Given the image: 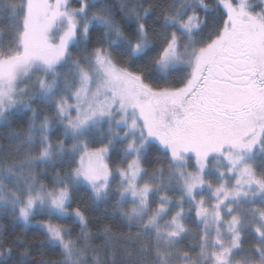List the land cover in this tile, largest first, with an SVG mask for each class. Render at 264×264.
Segmentation results:
<instances>
[{
	"label": "snow or ice",
	"instance_id": "obj_1",
	"mask_svg": "<svg viewBox=\"0 0 264 264\" xmlns=\"http://www.w3.org/2000/svg\"><path fill=\"white\" fill-rule=\"evenodd\" d=\"M0 23V218L23 248L0 225V264H264V0H3Z\"/></svg>",
	"mask_w": 264,
	"mask_h": 264
},
{
	"label": "trees",
	"instance_id": "obj_2",
	"mask_svg": "<svg viewBox=\"0 0 264 264\" xmlns=\"http://www.w3.org/2000/svg\"><path fill=\"white\" fill-rule=\"evenodd\" d=\"M3 0H0V3H2ZM121 2V0H109V3L113 4V6L115 8L119 7V3ZM129 2H136V0H129ZM143 5L144 6H148L150 3H156L158 5H164L167 2H169V0H142ZM75 6V5H74ZM258 10V9H257ZM158 14V10L157 12H154V15ZM117 18L119 19V14L117 16ZM0 27H4L3 23H0ZM0 147L4 150L7 151L10 148V144L9 141L5 138V132L3 129H0ZM157 155V153H153V156ZM118 158L113 157L111 163L114 165L117 162ZM59 167V166H58ZM55 172V169H49L48 171V176L45 178L46 181H50L51 179H53V173ZM103 207V206H101ZM90 220L91 223L89 225L90 230L92 232H96L98 230V228L105 223H110L111 219L109 217H107L103 212H101L99 209L95 210L94 212L91 213L90 215ZM0 225L4 226L5 231L3 232V238L9 242L7 246H12L14 247V257L13 259L18 261L20 259L19 257V252L23 250L22 246L20 245H11L10 241H11V237L14 236L15 234L19 233L21 231V225H13L10 222V218L4 217V218H0ZM189 227L195 231V225L194 224H189ZM79 231V226L76 225L75 227H73V233L75 234L76 232ZM123 231H127L126 228L123 229ZM134 231V229H133ZM42 233L36 229V228H31L30 230L27 231V235L25 237L26 241L29 240H33L34 238L41 236ZM189 241H185L184 242V246H185V250H188L186 248V245ZM103 243V238H95L93 239L90 244L93 246H97V245H101ZM256 243V240L254 237H251L249 239H247L245 241V249H248L249 247H251L253 244ZM53 260V259H60L59 256V249L56 250H51L47 247L45 248H40L38 245L33 246L30 249V254L28 256V260L31 261V264H40L41 260ZM11 264V262H10ZM83 264H91V252H89L88 258L85 259L83 261Z\"/></svg>",
	"mask_w": 264,
	"mask_h": 264
},
{
	"label": "rangeland",
	"instance_id": "obj_3",
	"mask_svg": "<svg viewBox=\"0 0 264 264\" xmlns=\"http://www.w3.org/2000/svg\"><path fill=\"white\" fill-rule=\"evenodd\" d=\"M1 148V147H0ZM239 257H237V259H238Z\"/></svg>",
	"mask_w": 264,
	"mask_h": 264
}]
</instances>
